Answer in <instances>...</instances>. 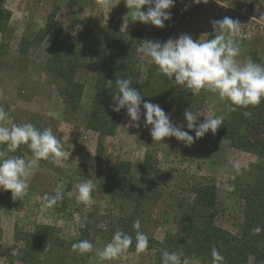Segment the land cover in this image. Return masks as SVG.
I'll use <instances>...</instances> for the list:
<instances>
[{
    "label": "rangeland",
    "instance_id": "obj_1",
    "mask_svg": "<svg viewBox=\"0 0 264 264\" xmlns=\"http://www.w3.org/2000/svg\"><path fill=\"white\" fill-rule=\"evenodd\" d=\"M0 5L11 11L9 29L0 32V107L8 114L7 121H0V125L10 128L14 123L31 122L43 128L51 127L67 153L60 165L51 158L40 162L39 168L27 178V193L22 200H17L16 206L6 207L0 203V264H26L20 259L23 243L17 240L16 232L18 229L32 231L39 224L54 226L56 234L64 239L77 238L81 229L89 226L93 250L87 264H155V249L136 252L133 230V242L121 256L101 261L97 252L111 241L117 230L122 231L123 223L130 219L132 229L139 220L140 231L161 242L170 233L182 231L179 203L193 199L191 185L210 180L216 183L218 191L215 224L234 235L243 234L248 191L264 173L260 170L264 169V158L233 147L217 131L195 139L191 146L175 137L154 142L142 123L140 128L128 126L126 109L115 134L105 138L104 151L99 155V135L86 126L95 95L96 71L80 68L78 78L85 82L84 95L80 107L68 112L59 88L61 83L52 77L46 65L51 42L59 29L77 35L86 27L110 23L118 25L122 31L131 26L142 29L143 40H146L150 34L178 22L172 39L187 33L194 40L204 41L216 35L210 21L225 16L241 23L243 38L239 41L237 59L241 63L251 59L264 64V0H209L199 4L194 0H176L175 6L169 9L171 19L165 21L163 28L132 22L130 17L125 19L130 9L124 0L113 9L99 6L97 0H0ZM52 12H56L52 27L40 42L41 30ZM23 38H27L28 43L26 54L20 52ZM142 44L143 41L138 44L137 54L147 68L150 58L142 56ZM229 103L221 101L217 94L207 93L204 104L194 113L196 123L205 118L199 117L201 112L225 115ZM252 108V113H263L262 102ZM166 114L174 124L195 137V131L187 129L184 117ZM149 153L154 158L153 175L158 186H145L150 198L137 199L129 183L131 178L117 179L113 169L117 162L128 161L132 163L133 174L138 176L136 170ZM30 156L25 153L22 157ZM233 163L241 165L239 174L231 167ZM89 179L93 182L92 200L84 205L76 199L75 186ZM56 192L61 193L63 199L46 207L43 196ZM42 250L47 252L48 246ZM182 254L189 264L200 263ZM248 264L258 263L250 258Z\"/></svg>",
    "mask_w": 264,
    "mask_h": 264
},
{
    "label": "trees",
    "instance_id": "obj_2",
    "mask_svg": "<svg viewBox=\"0 0 264 264\" xmlns=\"http://www.w3.org/2000/svg\"><path fill=\"white\" fill-rule=\"evenodd\" d=\"M55 14L56 12H52L41 30L38 38L40 42L50 31ZM10 16L11 11L0 5L1 33L9 29ZM177 24L178 22H174L167 29L150 34L146 40L166 42L175 32ZM143 35V30L136 27L132 29L131 26V29L122 31L118 25L100 23L86 27L77 35L70 34L69 30L59 29L51 42V54L46 68L53 78L60 81V92L68 112L80 107L84 95L85 82L78 78L80 68L83 66L96 71L93 83L95 95L86 126L99 135V155L104 151L105 138L115 134L124 113V110L117 113L111 107L112 97L117 91V78L131 79L132 86L140 91L144 100L159 104L164 111L180 117H184L185 110L196 113L209 93L202 91L199 96H193L190 90L183 89L158 74L155 65L148 63L145 68L137 54L138 44L144 41ZM26 40L27 38L22 39L21 54L27 52ZM252 109L249 106L247 109L237 108L231 112L227 110L223 125L218 128L217 133L233 147L264 158V100L263 113H252ZM245 111L251 115L245 116ZM35 126L44 129L42 125ZM2 148L0 146V150ZM25 153L31 154L27 146L22 145L16 153L10 155L23 156ZM154 164V158L149 153L136 170L138 176L133 174L132 163L128 161L117 162L113 175L117 179L130 177L129 183L137 199L150 198L144 189L145 186H158L153 175ZM260 170L264 171L263 168ZM190 191L194 195L193 199L185 204L179 203L182 231L170 233L163 242L148 238V248L155 249V264H162L163 250L181 251L199 260V264H212L213 247L224 257L223 264H248L250 258H254L258 264H264V230L258 234L253 232L256 227L264 229V173H261L259 180L248 191L245 211L247 220L240 236L215 224L218 191L214 181L191 185ZM0 203L6 207L18 204L17 200H12L10 190L0 193ZM137 208L138 206L135 209L138 210ZM129 221H125L121 229L132 236V230L134 234L136 230L132 229ZM16 238L23 243L20 259L26 264H87L91 256V252L80 255L72 249V245L81 240L92 243L89 226L82 228L77 238L64 239L56 234L54 226L39 224L32 231L18 229ZM45 246H48L47 252L42 250Z\"/></svg>",
    "mask_w": 264,
    "mask_h": 264
},
{
    "label": "clouds",
    "instance_id": "obj_3",
    "mask_svg": "<svg viewBox=\"0 0 264 264\" xmlns=\"http://www.w3.org/2000/svg\"><path fill=\"white\" fill-rule=\"evenodd\" d=\"M121 0H97L101 7L112 9L120 4ZM195 3H208L209 0H194ZM129 13L126 15L132 22L139 21L160 28L165 27V21L171 19L169 9L175 6L176 0H124ZM147 10H144L145 6ZM187 5L185 10H187ZM214 37L201 41L194 40L190 34L184 33L176 39H168L166 42L144 40L142 44V56L150 58L149 64L156 66L158 74L165 76L169 81L183 89L190 90L193 96H199L202 91L217 94L221 101H230L228 111H236L237 108L247 109L256 107L264 100V64L253 62L251 59L241 63L237 58L240 54L239 41L243 38L241 23L225 16L223 19L210 21ZM111 82V81H110ZM117 91L112 97V110L119 113L126 109L129 118V127L140 128L141 123L148 129L154 142H161L166 137H175L186 146H191L195 139L204 137L209 131L213 134L223 125L224 115H210L201 112L203 122L197 124V115L190 110H185L184 118L187 121V129L195 131V137L189 131L178 127L170 118V115L159 104L143 99L140 91L132 86L129 78H117L115 80ZM142 106V107H141ZM143 108V111H142ZM245 116L251 113L245 111ZM143 117V119H142ZM8 114L0 107V121L6 122ZM26 145L31 156L25 159L16 153ZM0 190L11 191L13 201L22 200L29 187L27 178L34 169L39 168L42 160L52 159L60 165L67 157L62 150L61 143L54 135L51 127L43 130L33 123L26 122L12 124L11 127L0 125ZM231 167L236 174L240 173L241 165L233 163ZM76 199L79 203L88 205L92 200L93 182L86 180L76 186ZM229 190H232L229 187ZM61 193L43 196L46 207L54 206L62 200ZM136 229L135 250L142 253L148 248V237L140 231L141 224L137 220L133 224ZM260 227L253 229L255 234L260 233ZM133 237L117 230L110 242L102 250L97 252L100 260H113L129 249ZM73 251L84 255L92 252L93 245L88 240H81L72 245ZM212 264H223L224 257L213 247ZM162 264H189L188 259L182 253L162 251Z\"/></svg>",
    "mask_w": 264,
    "mask_h": 264
},
{
    "label": "built area",
    "instance_id": "obj_4",
    "mask_svg": "<svg viewBox=\"0 0 264 264\" xmlns=\"http://www.w3.org/2000/svg\"><path fill=\"white\" fill-rule=\"evenodd\" d=\"M245 37H247V35H244Z\"/></svg>",
    "mask_w": 264,
    "mask_h": 264
}]
</instances>
